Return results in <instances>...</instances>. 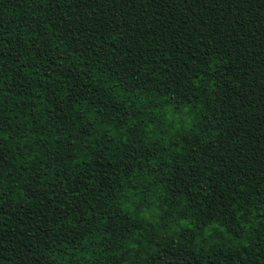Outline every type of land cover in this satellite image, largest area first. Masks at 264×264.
Returning a JSON list of instances; mask_svg holds the SVG:
<instances>
[{
  "label": "trees",
  "instance_id": "1",
  "mask_svg": "<svg viewBox=\"0 0 264 264\" xmlns=\"http://www.w3.org/2000/svg\"><path fill=\"white\" fill-rule=\"evenodd\" d=\"M0 264H264V0H0Z\"/></svg>",
  "mask_w": 264,
  "mask_h": 264
}]
</instances>
